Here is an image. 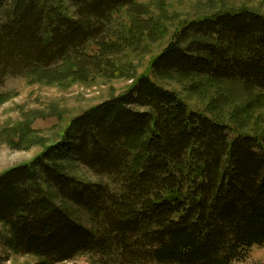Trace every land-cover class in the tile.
Instances as JSON below:
<instances>
[{"label": "trees", "instance_id": "obj_1", "mask_svg": "<svg viewBox=\"0 0 264 264\" xmlns=\"http://www.w3.org/2000/svg\"><path fill=\"white\" fill-rule=\"evenodd\" d=\"M69 4L72 13L62 0H0V83L132 76L117 55L170 34L151 2ZM151 70L194 93L247 84L264 97V12L228 7L184 20ZM14 95L2 93L0 102ZM231 97L211 96L206 110L193 109L176 89L141 74L124 93L73 117L53 143L30 120L6 129L12 147L44 149L0 172L5 246L38 257L34 264L85 254L100 264L244 261L264 245V133L241 132L216 114ZM249 109L230 117L246 126L239 114ZM72 163L108 181L82 180L69 173Z\"/></svg>", "mask_w": 264, "mask_h": 264}, {"label": "rangeland", "instance_id": "obj_2", "mask_svg": "<svg viewBox=\"0 0 264 264\" xmlns=\"http://www.w3.org/2000/svg\"><path fill=\"white\" fill-rule=\"evenodd\" d=\"M63 4L70 8L69 0H62ZM145 3L154 4L156 13H160L159 7L167 18L170 26L168 37L153 42L147 40L138 47V51L128 50L117 55L116 61L121 67L131 69L132 76L126 77H105L100 76L95 81H76L71 84H45L37 82L30 84L23 76H8L0 83V94L12 92L15 95L4 103L0 102V172L27 162L40 154L44 145L36 144L30 148L18 149L12 147L8 141L7 132L13 126L24 121H31V126L36 130L37 136L42 138L48 145L60 137V133L67 126L70 120L80 115L83 111L97 105L114 95L124 93L135 82L137 76L149 74L157 82L176 89L186 99L191 108L206 110L210 97L213 101L222 94L227 93L231 100L223 107L214 108L216 114L224 117L225 122L240 128L241 132L264 133V97H261L262 90L246 89L244 85L211 88L205 92L194 93L185 88L178 80L163 79L156 76L151 70V62L172 37V31L184 20L193 19L198 16L213 13L220 8L247 6L249 8L264 12V0H141ZM157 14V15H158ZM92 51L97 46L92 45ZM236 83V82H233ZM237 85V84H236ZM223 92V93H222ZM258 104H252L253 102ZM249 103L250 109L241 115L246 126L237 124L230 115L237 108L246 107ZM245 114V115H244ZM238 121V120H237ZM239 123V122H238ZM254 131V132H251ZM237 131H231L234 137ZM69 173L82 180L102 182L108 178L97 176L86 166L72 163L69 165ZM78 216L90 227L91 221L85 211L79 209ZM7 231L0 223V264H34L40 259L32 255H22L10 252L4 244L2 236ZM54 264H100L96 255L85 254L75 257L69 261L56 262ZM156 264V263H149ZM232 264H264V245H256L251 248L249 256L244 261H235Z\"/></svg>", "mask_w": 264, "mask_h": 264}]
</instances>
